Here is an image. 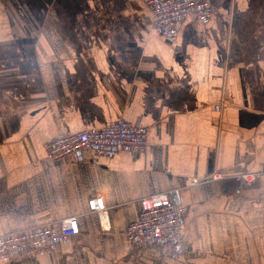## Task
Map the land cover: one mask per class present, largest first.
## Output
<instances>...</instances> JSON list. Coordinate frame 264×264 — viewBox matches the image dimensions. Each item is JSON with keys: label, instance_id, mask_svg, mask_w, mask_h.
<instances>
[{"label": "crops", "instance_id": "0c3cea01", "mask_svg": "<svg viewBox=\"0 0 264 264\" xmlns=\"http://www.w3.org/2000/svg\"><path fill=\"white\" fill-rule=\"evenodd\" d=\"M212 3L171 42L145 0H0V237L80 227L52 254L1 264H264V0ZM118 119L147 127V150L46 154ZM245 172L259 178L241 187ZM193 180L183 255L128 239L142 197ZM93 195L103 213L88 212Z\"/></svg>", "mask_w": 264, "mask_h": 264}, {"label": "built area", "instance_id": "2783aa9c", "mask_svg": "<svg viewBox=\"0 0 264 264\" xmlns=\"http://www.w3.org/2000/svg\"><path fill=\"white\" fill-rule=\"evenodd\" d=\"M145 4L152 16L151 28L171 42L177 40L179 27L187 18L193 16L203 20L217 11L212 0H145ZM215 108L220 110L221 105H216ZM148 146L147 127L118 119L100 130H85L61 136L47 142L45 150L48 157L55 160L86 150L93 154V163L97 164L101 156L109 157L122 151H145ZM225 176L222 171H216L209 179ZM258 178V174L249 172L235 175L241 187L251 185ZM199 183L200 181L193 180L184 187L142 197L139 201V218L127 227L128 239L136 244L164 246L174 257L183 255L189 208L186 195L191 184ZM105 210L106 204L101 195L90 197L89 213H103ZM79 233L78 216H71L55 223L3 235L0 237V264L25 257L52 254L63 241Z\"/></svg>", "mask_w": 264, "mask_h": 264}, {"label": "water", "instance_id": "95a60500", "mask_svg": "<svg viewBox=\"0 0 264 264\" xmlns=\"http://www.w3.org/2000/svg\"><path fill=\"white\" fill-rule=\"evenodd\" d=\"M261 174H262L263 177H264V165H263V169H262V171H261Z\"/></svg>", "mask_w": 264, "mask_h": 264}, {"label": "rangeland", "instance_id": "374dc122", "mask_svg": "<svg viewBox=\"0 0 264 264\" xmlns=\"http://www.w3.org/2000/svg\"><path fill=\"white\" fill-rule=\"evenodd\" d=\"M263 203H264V201H263Z\"/></svg>", "mask_w": 264, "mask_h": 264}]
</instances>
